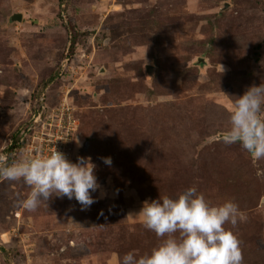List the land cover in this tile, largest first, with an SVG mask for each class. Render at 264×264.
<instances>
[{"label":"rangeland","instance_id":"1","mask_svg":"<svg viewBox=\"0 0 264 264\" xmlns=\"http://www.w3.org/2000/svg\"><path fill=\"white\" fill-rule=\"evenodd\" d=\"M261 83L264 0H0V161L29 152L7 150L16 130L38 145L34 110L64 100L77 127L61 152L91 157L101 186L85 210L52 197L30 212V187L0 178V264L148 253L163 238L143 226L142 203L193 186L212 206H239L246 221L225 227L243 264H264V159L217 137L236 97Z\"/></svg>","mask_w":264,"mask_h":264},{"label":"clouds","instance_id":"2","mask_svg":"<svg viewBox=\"0 0 264 264\" xmlns=\"http://www.w3.org/2000/svg\"><path fill=\"white\" fill-rule=\"evenodd\" d=\"M229 123L224 142L238 143L256 160L264 159V83L236 97ZM101 160L106 166L112 164L110 157ZM96 169L91 157H77L73 163L54 149L47 156L25 152L11 163L0 161V178L30 187L20 201L27 211L47 205L52 197L75 199L85 210L97 202L92 195L101 187ZM138 214L143 226L162 242L143 255L126 253L119 264H243L240 241L225 225L235 228L247 216L232 200L212 206L193 186L176 198L159 195L144 201Z\"/></svg>","mask_w":264,"mask_h":264},{"label":"built area","instance_id":"3","mask_svg":"<svg viewBox=\"0 0 264 264\" xmlns=\"http://www.w3.org/2000/svg\"><path fill=\"white\" fill-rule=\"evenodd\" d=\"M67 104L63 100L60 107L57 109L58 113H49L48 116H43L45 113L44 106L36 108L31 118L32 125L30 127L41 124V128H38L37 132H32L30 129V132L31 136L33 135L32 139L36 138L39 143L38 145L33 146V143H28L29 139L24 140L21 138L18 149L23 146L24 151V147L30 145V148L25 151H29L28 153H32L36 156H40L41 154L47 156L54 149L61 152V149L70 140L72 133L77 127L72 108Z\"/></svg>","mask_w":264,"mask_h":264},{"label":"trees","instance_id":"4","mask_svg":"<svg viewBox=\"0 0 264 264\" xmlns=\"http://www.w3.org/2000/svg\"><path fill=\"white\" fill-rule=\"evenodd\" d=\"M71 29V28H70ZM70 46H69V52L72 53L73 52V48H74V45H75V35L73 34L72 35V38H71V41H70ZM12 142L11 144L7 147V150L12 153V151L15 149V148H18L20 146L19 144V141H20V135H19V130H16L12 136Z\"/></svg>","mask_w":264,"mask_h":264},{"label":"water","instance_id":"5","mask_svg":"<svg viewBox=\"0 0 264 264\" xmlns=\"http://www.w3.org/2000/svg\"><path fill=\"white\" fill-rule=\"evenodd\" d=\"M14 21H18L21 22L22 21V16L20 14H13L10 18V22H14ZM224 134H220L219 136H217L218 138H223Z\"/></svg>","mask_w":264,"mask_h":264}]
</instances>
